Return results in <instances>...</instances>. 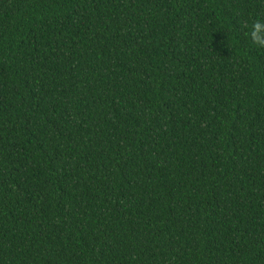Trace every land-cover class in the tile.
<instances>
[{"label": "trees", "instance_id": "1", "mask_svg": "<svg viewBox=\"0 0 264 264\" xmlns=\"http://www.w3.org/2000/svg\"><path fill=\"white\" fill-rule=\"evenodd\" d=\"M264 0H0V264H264Z\"/></svg>", "mask_w": 264, "mask_h": 264}, {"label": "clouds", "instance_id": "2", "mask_svg": "<svg viewBox=\"0 0 264 264\" xmlns=\"http://www.w3.org/2000/svg\"><path fill=\"white\" fill-rule=\"evenodd\" d=\"M250 37L252 42L260 48H264V19L253 21L250 26Z\"/></svg>", "mask_w": 264, "mask_h": 264}]
</instances>
